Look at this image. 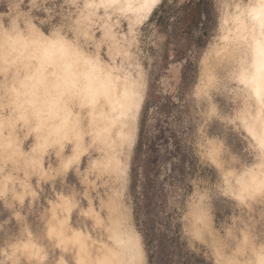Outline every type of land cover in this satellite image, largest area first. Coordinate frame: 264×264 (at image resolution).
<instances>
[{
	"label": "rangeland",
	"instance_id": "obj_1",
	"mask_svg": "<svg viewBox=\"0 0 264 264\" xmlns=\"http://www.w3.org/2000/svg\"><path fill=\"white\" fill-rule=\"evenodd\" d=\"M100 2L0 0V42L4 41L0 56L8 41L4 28L14 20L21 32L31 29L51 37L58 33L56 38L72 41L86 55L99 58L102 66L105 63L111 74L134 82L143 97L137 121L131 117L129 126L121 128L125 138H119L114 128L111 142L104 141L89 128L94 136L85 134L81 140L85 156L62 177L53 170L61 167L62 157L70 155L77 142H66L60 155L56 148L37 154L47 175L31 167L28 150L7 164L10 179L0 170V264H11L13 245L23 233H31L35 224H57L58 217L64 216L61 209L54 213L50 200L58 193L67 194L69 176L80 209L92 204L99 212L84 215L75 209V220L85 217L111 245L113 232L129 234L132 227L141 237L145 264H226L234 258L251 259L250 253H238L247 232L250 243L259 247L256 238L262 230L255 227L264 218V205L258 200L241 203L236 194H218L216 186L229 187L227 176L239 187L236 181L245 167H260L257 140L245 118L237 121L242 111L255 113L259 105L253 97L245 108L244 97L251 94L248 87L226 79L225 72L226 49L238 40L235 23L254 0H161L139 20L124 8L102 7ZM10 55L7 69L0 64V75L15 79L19 88L27 60ZM20 65L25 70L17 75ZM5 83L0 79V88ZM19 127L23 129V124ZM214 150L240 163L224 172L211 163L209 154ZM23 254L20 248L17 256L22 259ZM61 256L72 257L75 264L72 252Z\"/></svg>",
	"mask_w": 264,
	"mask_h": 264
},
{
	"label": "snow or ice",
	"instance_id": "obj_2",
	"mask_svg": "<svg viewBox=\"0 0 264 264\" xmlns=\"http://www.w3.org/2000/svg\"><path fill=\"white\" fill-rule=\"evenodd\" d=\"M158 0H153L157 3ZM102 7L118 6V0H108V3L102 4ZM251 11L247 15L253 21L251 26V40L246 35L244 40L248 41L247 45L236 40V44L230 50L226 49L227 59L225 72L226 79L237 81L250 89V93L254 94L255 100L260 105V116L254 117L259 121L260 131L256 137L258 145L257 159L260 162V176L257 178L252 169L244 171L243 176L236 181L239 187L234 186L225 177V183L229 187L217 185L218 194L225 196L236 194V198L241 203L247 200H258L264 205V0H258L257 3L250 5ZM8 23V22H5ZM30 24L31 22L28 21ZM259 29V40L256 39V30ZM44 31H48L45 28ZM4 34L9 41L14 38L17 43L23 40L25 47L28 44H35L38 40H43L45 46L28 50L26 53L27 61H35V63H26L24 68L34 74L27 77L34 81L31 85L25 81H20V91L17 90V81L10 76L0 75V79H5L6 83L0 88L2 93L3 111L0 112V130L4 133V140L0 142V170H3L5 176L10 171L7 168L9 162L14 163L15 157L23 156L24 151L31 158L30 164L34 169L39 167L38 153H42L47 149L56 148V154L60 155V150L68 141L78 142L85 134L92 135L88 132L89 128L96 126V114L100 113L101 117H107L109 113L106 109L112 104L114 93L119 92L116 80L111 75L105 77L101 73H97L93 68L90 71L80 72L78 62L71 63L65 61L67 47L66 42L56 39L58 33H53L52 40L44 37L42 33L25 29L21 32L17 29L15 21L11 22V26L4 28ZM255 43V47L253 46ZM16 49L9 48L6 42L5 54L0 56V64L7 69L11 53ZM22 69H17V75ZM235 88V85H231ZM27 88L28 91H23ZM243 89H241L242 91ZM15 93V96L10 95ZM25 97L23 103L20 102V96ZM250 94L244 97L245 108L247 101L252 100ZM6 101V102H4ZM19 112V116L15 113ZM248 116L246 110L238 114L237 121ZM74 117V118H73ZM248 123L247 119H244ZM23 124V129L19 125ZM47 129V131H45ZM106 130V129H105ZM20 136L27 143H21ZM35 141V145L33 144ZM70 150H72L70 148ZM211 163L216 168L227 172L229 168L235 167L237 162L233 157L227 154H220L218 151H212L209 154ZM76 159L73 156L67 164L62 165L59 169L53 170L58 176H63L65 171ZM250 163V161H248ZM45 175H47L45 173ZM228 175H231L229 173ZM251 176V180L246 179ZM69 187L66 188L67 196L59 202V207L66 214H72L73 209H79L75 193L71 187L72 177H68ZM0 210H3L0 207ZM15 211V208H13ZM84 215H92L91 211L83 213ZM11 215V213H6ZM19 219V217H18ZM67 215L64 223L67 222ZM99 222V218L96 217ZM75 217L73 216V221ZM51 223V222H49ZM65 235L71 236V239L79 244L81 253L83 254L85 247V238L80 233L72 234L66 232L63 224L56 228L49 226L41 227L35 224L31 233L25 232L19 239L29 240V244L24 245L23 258L17 256L20 252L19 245H13V256L9 259L11 264H73L72 257H61V252H67V248L63 247ZM57 240L60 244H57ZM256 243H250L247 235L241 241L239 254H251L249 260L231 259L226 264H264V230L256 238ZM40 244L42 249L40 252L35 251V244ZM59 249V251H57ZM7 256L8 254L5 253ZM121 253L119 249H113L110 252L105 251L103 257L92 261L77 260L75 264H127L126 261L119 257ZM139 264V262H137Z\"/></svg>",
	"mask_w": 264,
	"mask_h": 264
},
{
	"label": "bare ground",
	"instance_id": "obj_3",
	"mask_svg": "<svg viewBox=\"0 0 264 264\" xmlns=\"http://www.w3.org/2000/svg\"><path fill=\"white\" fill-rule=\"evenodd\" d=\"M98 1V0H97ZM161 0H158L157 3H153V0H118V6L120 8H124L127 11H130L131 13L135 14L137 16H142L143 14H147V13H151L153 11V9L156 7L157 4L160 3ZM258 0H254V3H257ZM96 3V2H95ZM101 5L108 3V0H101ZM98 4V3H97ZM96 4V5H97ZM88 5H89V1H88ZM99 5V4H98ZM115 7V8H117ZM118 9V8H117ZM247 10V9H246ZM126 11V12H127ZM251 11V8L249 7L247 13ZM246 12V11H245ZM244 12V13H245ZM125 13V12H124ZM247 13L240 15L239 18L236 21V26H235V38L236 39H240L243 38L244 36H248L249 40H251V35H250V31H251V26L253 21L251 20V18L247 15ZM143 15V16H145ZM248 17V19H247ZM131 18V17H130ZM136 19V20H137ZM141 19V17L139 18ZM138 19V20H139ZM132 20V18H131ZM133 22V21H132ZM141 22V21H139ZM249 22V23H248ZM32 27V26H30ZM39 32V31H38ZM42 33V32H41ZM108 33H110L108 31ZM44 37L48 38V40H52L53 37L42 33ZM111 34V33H110ZM5 35V34H4ZM256 39L259 40V29L257 27L256 30ZM5 37V36H4ZM3 37V38H4ZM62 37V36H61ZM64 37V36H63ZM2 38V40H4ZM7 39V38H6ZM56 39H61L60 36L59 38ZM62 40L64 42H66L65 47H67V52L65 54V61L66 62H73V61H77L78 62V68L80 72H84V71H90L93 68L96 69L97 73H101L103 74L105 77L111 75L112 77L115 78L117 86L119 88V92L118 93H114L113 95V100H112V104L106 109V111L109 113V115L105 118V117H101L100 113L96 114V126L93 127L95 129V131L97 132L98 137H100L101 139H103L104 141H108L110 140L111 142V133L113 131L114 128H118V137L119 138H125L127 136L126 133L123 132V130H121L122 127H128L129 126V121L130 118L132 117L133 120L138 119V115L139 112L141 110L142 107V102H143V97L142 95H138L135 86H134V82L132 83L130 80H128V78L125 80H123L121 77L111 74L110 71L106 70L103 66H106L103 64V66L101 65L100 61L98 59H95V57H91L88 54L86 55L85 53L82 52V50L80 51V49H78L76 46L72 45V41L71 43L67 40H65V38H62ZM9 41V40H8ZM7 41V42H8ZM4 42V41H2ZM0 42V43H2ZM10 44V48H15L16 51L15 53V57H23L26 60V53L28 50L31 49H35L37 47H41V46H45V42L43 40H38L37 43L35 44H28L27 47H25V44L23 43V40L21 39L20 43H17L15 38L9 42ZM8 44V45H9ZM4 45V44H3ZM3 45L2 49L3 50ZM6 45V44H5ZM253 46L255 47V43L253 42ZM5 47V46H4ZM9 47V46H8ZM1 48V47H0ZM0 50V51H1ZM5 51V50H4ZM3 51V52H4ZM84 51V50H83ZM2 52V53H3ZM13 55V54H12ZM13 57V56H12ZM11 61V60H10ZM23 61V59H22ZM16 62V61H15ZM21 63V62H20ZM19 63V64H20ZM27 63H34V61H27ZM13 64V63H12ZM11 64V65H12ZM26 64V62H25ZM24 64V65H25ZM18 65V64H17ZM16 65V66H17ZM8 67V66H7ZM15 67V66H14ZM21 67V65H20ZM117 67V66H116ZM22 68V67H21ZM106 68L108 69V67L106 66ZM112 68V67H111ZM115 68V66H113V69ZM24 68H22L23 70ZM117 69V68H116ZM15 70V69H14ZM25 70V69H24ZM115 70V69H114ZM124 70V69H122ZM125 71V70H124ZM21 72V71H20ZM26 73L24 74V76L21 77L20 81H25L27 77L33 75V72H29L27 69L25 71ZM115 72V71H114ZM120 72V71H119ZM127 72V71H126ZM19 75V74H18ZM126 75V74H125ZM129 75V73H128ZM21 76V75H20ZM19 76V77H20ZM15 77V76H14ZM19 79V78H18ZM130 79V78H129ZM137 80V79H136ZM133 81V80H132ZM26 83L31 85L32 83H34V81L28 79L26 80ZM138 83H136L137 85ZM141 85V84H140ZM18 91H20V87L17 88ZM248 90L250 91V89L248 88ZM23 91H28L27 88L23 89ZM143 92V91H142ZM252 96L254 97V94L251 93ZM255 98V97H254ZM25 97L23 95L20 96V102L23 103ZM258 103V101H257ZM259 105V103H258ZM260 105L257 108V111L255 113H248V116L245 117V119H247L248 123H246L247 129L250 132V134L253 136L254 139H256V137L259 135V131H260V125H259V121L254 119V117H259L260 116ZM19 112L15 113V115L19 116ZM74 118V117H73ZM137 123V122H136ZM134 125V124H133ZM106 129V130H105ZM135 131V128H133ZM132 129V130H133ZM115 130V129H114ZM125 130V129H124ZM45 131H47V129H45ZM2 130H0V134H2ZM114 132V131H113ZM136 132V131H135ZM115 133V132H114ZM93 135V134H92ZM91 135V137H92ZM131 135V132L130 134ZM86 136V135H85ZM94 136V135H93ZM135 136V135H134ZM83 138V136H82ZM82 138L75 144L73 145V149L71 150V154L68 155L67 157L64 158V164H67L69 160L73 159V156H76V159L73 161V163L70 165L72 166L75 163L80 162L81 158L83 156H85L86 154V148H84L82 146L81 140ZM114 138V137H113ZM128 138V137H127ZM84 139V138H83ZM92 139V138H91ZM115 139V138H114ZM129 139V138H128ZM131 140V139H130ZM125 141V140H124ZM3 142V141H2ZM96 142V141H95ZM129 142V141H128ZM73 143V142H72ZM127 144V143H126ZM132 144H133V140H132ZM117 145V143H116ZM119 145V144H118ZM104 146V145H103ZM107 146V145H106ZM132 146V145H131ZM86 147V145H85ZM119 147V146H117ZM106 148V147H105ZM108 148V147H107ZM121 148V146H120ZM123 148V147H122ZM64 149V148H63ZM129 149V148H128ZM111 151V150H108ZM115 152V150H113ZM112 151V152H113ZM100 152V151H99ZM122 152V150H121ZM111 153V152H108ZM107 153V154H108ZM117 153V152H116ZM106 154V153H105ZM104 154V155H105ZM120 154V153H119ZM1 158V157H0ZM103 158V157H102ZM2 159V158H1ZM18 159V157H17ZM16 159V160H17ZM100 159V158H99ZM15 160V161H16ZM29 160V159H28ZM63 160V159H62ZM98 160V159H97ZM96 161V160H95ZM106 161V160H105ZM120 161V160H119ZM104 162V161H103ZM15 163V162H14ZM43 164V163H42ZM111 165V163H110ZM43 166V165H42ZM69 166V167H70ZM110 168V167H109ZM119 168V167H118ZM124 168H127L126 166ZM115 169V168H113ZM121 169V168H120ZM45 171V170H44ZM116 171V170H115ZM244 171H246V167L245 169L242 171V173L240 174V178L243 176ZM47 172V171H46ZM114 172V171H113ZM260 172L261 169L260 167H258L257 169L253 170L254 175L259 178L260 176ZM125 173V172H124ZM5 177V176H4ZM11 176H7L5 177L6 180L10 179ZM239 178V179H240ZM238 179V180H239ZM246 179L251 180V176L247 177ZM61 195V194H60ZM89 208V207H88ZM93 212H97L92 208ZM124 228V227H123ZM255 228H258L260 231L264 230V218H261L257 221V225ZM127 232V231H126ZM75 233H80L82 235V237L85 238V247H84V251L83 254L81 253V249L79 244L76 243V241L71 239V236L69 237V240L73 241L75 244H77L79 247L78 249V258L76 260H84V261H92L94 259H99L101 257L104 256L105 251H111L113 249H119L121 256L119 257L121 260H124L127 262V264H136L137 260H138V254H137V244L133 243V240L131 239V237L126 236L125 234H122L121 231L120 233L118 231H115V234L112 236V239L114 240V244L113 245H108L106 243L101 244L100 249H99V253L95 254L94 251H92V249L90 248V246L88 245L87 242V238H89V234H85L83 231L81 230H74L73 234ZM249 232L246 233L247 236H249L248 234ZM128 234V232H127ZM20 243V242H19ZM33 243V241H32ZM141 243V242H140ZM139 243V244H140ZM29 244V241L27 240V242H24V245ZM37 249V248H36ZM68 250V249H67ZM140 257V255H139ZM145 257V255H144Z\"/></svg>",
	"mask_w": 264,
	"mask_h": 264
},
{
	"label": "crops",
	"instance_id": "obj_4",
	"mask_svg": "<svg viewBox=\"0 0 264 264\" xmlns=\"http://www.w3.org/2000/svg\"><path fill=\"white\" fill-rule=\"evenodd\" d=\"M62 159L63 160H61L62 161L61 166L64 165V158L62 157ZM79 164H80V162L75 163L72 166H75V165L78 166ZM72 166H70L68 169H70ZM38 171H40L42 174L44 172L47 173L46 172V168L43 167L42 164L39 165ZM32 191H33V189H32ZM32 191H31V193H32ZM66 196H67L66 193H58V195L56 196V199L50 200L51 209H53L54 213H57L58 209H61L59 207V202L61 201L62 198L66 197ZM76 201H77V203L79 205V209H80V203H79L77 198H76ZM88 207L89 208H87V209L81 208L80 212L88 213L89 211H91V213H92L93 212L92 208H93L95 211H97V212H93V213H95V215L99 214L98 210H96L94 208V205L90 204ZM74 210L75 209H73V212H74ZM61 211L64 212V214H63L64 216H59L58 217L57 224L49 223V227L56 228V227L60 226L61 224H63V227L65 228L66 232L70 231L73 234L74 230H81L85 234H89V238H87V242H88V245L90 246L92 251H94L95 254L99 253V249L101 247L100 246L101 244H103V243H106L108 245L112 244L111 241L109 242L108 237L104 238V237H102V235H97L95 230H94V228H93V225L91 227L89 225V222L87 221V219L85 217H83L82 215H81L80 220H74L73 221V216H74L73 213L72 214H66L63 209H61ZM66 215H67L68 219H67V222L64 223ZM106 231H107V229H106ZM113 233L115 234V232H113ZM108 234H110L109 231H108ZM122 234H125V233H122ZM125 235H127V236L129 235V237H131V239L133 240V243L137 244V248H136L137 249V254H138L137 262H139V264H145V257H144L145 253H144L143 247L141 246L142 242H141L140 235L136 231L134 232L132 227L129 228V234H125ZM69 237H70L69 235H65L64 244L62 246L66 247L68 249L67 251L72 252L74 254V261H77L76 259L78 258V249H79V247H77L78 245L75 244L73 241L69 240ZM29 240H31V236L29 237ZM25 241L27 242V240H18V242H16L15 245H19V247L24 250V242ZM33 243L35 244V241H33ZM57 244H60L59 240H57ZM41 249L42 248L40 246L35 244V251L36 252H40ZM139 255H140V257H139ZM61 257L63 258V256H61ZM137 262H136V264H137Z\"/></svg>",
	"mask_w": 264,
	"mask_h": 264
}]
</instances>
